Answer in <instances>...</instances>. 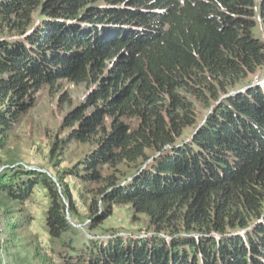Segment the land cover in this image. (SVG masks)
I'll return each instance as SVG.
<instances>
[{"label": "trees", "instance_id": "obj_1", "mask_svg": "<svg viewBox=\"0 0 264 264\" xmlns=\"http://www.w3.org/2000/svg\"><path fill=\"white\" fill-rule=\"evenodd\" d=\"M256 5L264 24V0H0V150L45 89L87 88L53 147L85 146L77 162L0 158L9 264H264ZM116 209L145 227H102Z\"/></svg>", "mask_w": 264, "mask_h": 264}, {"label": "rangeland", "instance_id": "obj_2", "mask_svg": "<svg viewBox=\"0 0 264 264\" xmlns=\"http://www.w3.org/2000/svg\"><path fill=\"white\" fill-rule=\"evenodd\" d=\"M257 2L259 0H256ZM254 19L256 23L253 32L257 37L264 40V24L260 18L257 5ZM86 93L87 88L84 84L74 85L66 82H63L58 88H54L53 91L45 89L42 92L38 106L25 119L21 129L15 132L12 139H10L8 143L10 151L6 152L7 147L5 152L0 150V158L5 159L10 153L18 159V162H23L32 168L49 170L51 173H56L57 170L62 171L72 166L84 154L86 147L74 143L63 151L58 148L55 149V154L53 153V147L63 115L76 104L83 101ZM62 134L64 135V133ZM59 153L60 155H58ZM65 179L72 183L75 182V178L70 175L66 176ZM74 191L76 192V190ZM76 199L81 210H83L81 201L78 198ZM27 204L35 215L36 221L38 223L42 222L44 208L49 204L46 191L41 187L36 188L32 199ZM86 223H88V219L83 223H75V225L83 228ZM102 227H124L128 231L137 232L139 228L145 227V223H132L123 209H116L115 214L105 221ZM33 232L40 234V238L46 246L50 245L43 226L37 225ZM4 238L5 233L2 231L0 220V241ZM8 248L9 246L4 241L0 247V264H9L11 261L12 256H10Z\"/></svg>", "mask_w": 264, "mask_h": 264}]
</instances>
